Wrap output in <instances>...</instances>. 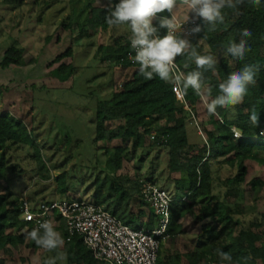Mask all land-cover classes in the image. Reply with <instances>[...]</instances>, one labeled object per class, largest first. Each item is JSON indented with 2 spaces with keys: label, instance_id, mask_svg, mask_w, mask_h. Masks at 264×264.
Here are the masks:
<instances>
[{
  "label": "trees",
  "instance_id": "1",
  "mask_svg": "<svg viewBox=\"0 0 264 264\" xmlns=\"http://www.w3.org/2000/svg\"><path fill=\"white\" fill-rule=\"evenodd\" d=\"M71 2L72 16L83 17L86 12L85 17L80 18L77 23L76 30L82 31L86 24L95 28L101 26L105 30L112 26L105 18L108 2L93 6L90 10L88 6L94 0ZM118 2L119 0H112V4ZM223 15L224 22L217 23L214 28L205 26L202 20L200 22L204 31L215 42L213 51L202 53L201 46L193 38L197 34L187 36L198 54L212 55L214 58L217 53L221 55L214 69L200 70L203 73L202 88L206 95H197L191 88L184 90L191 110L178 101L173 85L159 77L145 79L139 72V66L132 65L128 60V55L133 50L130 36L122 35L111 43L100 44V49L104 50V61L136 67L133 80L140 83V86L128 88V83L119 90L111 91L109 98L101 99L95 105L96 164L101 165L95 179V201L111 199L114 203L112 213L119 218L138 220L147 227H154L157 224V214L141 196L142 178L136 176L133 180L129 174H118V170L123 167V161L136 154L139 148L157 144L168 148V163L172 171L182 172L181 177L174 180L175 200L172 202L171 223L166 237L182 233L183 220L188 215L207 226L199 243L200 249L195 251L165 255L166 238L162 239L158 264H228L227 261H221L218 249L232 256L231 264H264V215L262 221L257 222L260 231L242 227L241 220L236 217L240 212L238 205L248 196L249 190V196L253 199L264 198V0H261L259 6L253 0H244L236 9H224ZM245 28L252 33L250 38H246L249 50L243 60H235L226 54V49L232 42H239L240 31ZM74 30L73 22H62L54 34L48 35L46 39L51 45L67 44L47 64L48 73L61 81L69 80L78 70L77 65L69 61L74 57V48L68 44V36ZM160 34H166V29H160ZM25 57L26 48L13 46L7 49L1 64L3 67L19 65ZM244 65L260 66L255 76V85L249 86L241 104L235 107H218L215 115H209L205 100L214 99L219 94V83L224 81L219 71L231 73ZM179 66L185 75L198 70L194 58L190 57ZM209 91L210 96L207 95ZM252 109L259 115L258 126L249 120ZM193 116L196 118V129L203 131L197 142L190 140L188 130ZM233 127L241 132L238 139ZM39 128L31 121L19 117L16 108L13 110L8 105L0 104V181L11 179L8 172L15 168L9 166L10 158L7 156L12 146L27 147L36 159V172L44 171L46 173L43 176H49L41 150V144H47L48 138L39 141ZM149 137L154 142L151 145H147ZM116 140L121 142L113 143ZM101 141L106 144H100ZM251 164L260 168L262 173L247 184ZM224 165L228 166L232 174L222 178L217 172ZM148 179L153 180L151 177ZM55 180L58 192L61 196L66 195L71 189L68 172L56 175ZM223 187H226V196L233 194L240 202L233 204L219 193L218 188ZM51 201L45 200L42 203ZM42 203H30V206L38 209ZM135 207L137 208L134 209ZM47 221L53 222L55 230L64 239L67 264H100L79 235L67 240L66 221L58 211ZM34 229L33 224L24 219L22 204L14 192L0 191V251L4 253L0 257V264H7L8 256L24 245L37 246L30 238L26 242L28 233Z\"/></svg>",
  "mask_w": 264,
  "mask_h": 264
},
{
  "label": "rangeland",
  "instance_id": "2",
  "mask_svg": "<svg viewBox=\"0 0 264 264\" xmlns=\"http://www.w3.org/2000/svg\"><path fill=\"white\" fill-rule=\"evenodd\" d=\"M105 2L109 3V0H94L88 8L90 10L91 7ZM72 6L71 0H0V104L8 105L13 110L16 108L19 117L40 127L38 132L40 142L48 138L47 144H41L43 159L49 170L47 177L43 176L46 173L44 171L36 172V159L27 147L12 146L8 151L9 166L15 168L8 172L11 179L0 181V191L6 193L13 191L21 204L25 199L29 204L72 198L97 202L94 197L95 179L97 169L101 165L96 164L98 158L95 149V105L99 100L109 98L111 91L119 90L128 83V88L140 86V83L133 80L136 67L104 61V50L100 49V44L111 43L113 39L122 35L131 37L128 26H109L105 30L101 26L95 28L86 24L82 31L76 30L77 23L80 22V18L85 17L86 12L83 17L72 16ZM175 14L177 18L185 20L196 17L181 0H177ZM62 22L66 24L73 22L75 25L74 33L68 36V44L74 48V57L69 61L75 63L78 70L67 81L50 75L47 67L52 56L66 48L67 44L51 45L46 40ZM193 38L196 39L197 45L201 46L202 53L213 51L216 47L214 40L204 30ZM13 46L26 48L27 57L19 65L3 67L1 64L3 57L7 49ZM220 56L219 53L215 56L217 62ZM31 57H34L33 60ZM187 60H189L187 54L176 59L179 64ZM219 73L223 80L230 74L229 71ZM195 123L196 118L193 116V122L188 130L190 140L197 142L200 141L203 131L200 128L196 129ZM120 142L116 140L113 143ZM152 143L154 142L151 137L147 138V145ZM100 144L105 145L106 142L101 141ZM168 160V148L153 144L139 148L136 154L125 159L118 174H129L133 180L136 176L151 177L160 187L174 195L176 187L174 180L181 177L182 172L172 171ZM254 165L249 166L247 184L262 173L260 168ZM64 171L68 172L71 189L66 195L61 196L57 190L55 176ZM217 173L222 178L232 174L225 165L221 166ZM225 190L226 187L218 188V192L231 203L240 202L233 194L226 196ZM249 192L250 190L248 196L239 203L240 212L236 217L241 220L242 227L260 231L257 222L263 219L264 198L255 200L249 196ZM98 203L110 212L114 208L111 199ZM156 218L158 219V216ZM119 219L133 227L142 225L138 220ZM183 224L182 233L166 237L165 255L200 249L199 243L207 226L196 221L191 215L185 217ZM28 239L27 237L26 242ZM58 254H63L64 259H57L56 264H67L66 251L63 247L46 251L39 246L24 245L13 255L8 256L7 264H45L46 260L56 258ZM2 256L4 253L0 251V257Z\"/></svg>",
  "mask_w": 264,
  "mask_h": 264
},
{
  "label": "clouds",
  "instance_id": "3",
  "mask_svg": "<svg viewBox=\"0 0 264 264\" xmlns=\"http://www.w3.org/2000/svg\"><path fill=\"white\" fill-rule=\"evenodd\" d=\"M243 2L244 0H181L189 12L195 13L205 26L210 25L212 28L217 23L224 22V9H236ZM253 3L259 6L261 0H253ZM176 8L177 0H119L115 4L109 0L105 18L109 25H127L130 29V44L135 53L130 59L139 65V72L145 79L159 77L174 87L185 91L191 88L197 95L203 96L206 94L202 88L203 73L200 70L214 69L217 60L212 55L198 54L187 36L177 35L184 32V29L175 14ZM163 13L168 15H162ZM160 29H166V34L161 35ZM203 30L201 25L196 24L188 33L195 35ZM251 36L249 29H242L239 42H232L227 47L226 54L235 60H243L249 50L246 38ZM185 54L194 58L198 69L187 75L181 72L176 64L177 57ZM259 69V65H244L240 70L231 72L219 83V94L214 99L205 100L207 113L215 115L218 107H235L241 104L249 86L255 85V76ZM207 95L210 96V91ZM249 120L253 125H259V115L255 109L251 110ZM239 137L240 133H237V139ZM28 238L46 251H53L64 245V239L55 230L52 221H45L38 229L29 232ZM217 252L221 261L231 264L230 254L219 249ZM57 259H64L63 254L46 260L45 264H56Z\"/></svg>",
  "mask_w": 264,
  "mask_h": 264
},
{
  "label": "built area",
  "instance_id": "4",
  "mask_svg": "<svg viewBox=\"0 0 264 264\" xmlns=\"http://www.w3.org/2000/svg\"><path fill=\"white\" fill-rule=\"evenodd\" d=\"M178 19L184 29V32L177 34L180 36H193L188 30L196 24L201 25V19L198 17ZM134 55L132 50L128 60L132 65L139 66L130 59ZM176 64L179 66L177 61ZM173 90L178 101L191 110L184 90L174 86ZM233 131L235 137L237 133H240L241 137V132L236 127H233ZM141 185L143 200L152 206L158 216L154 227L143 224L133 227L124 223L100 203L80 198L42 203L38 209H33L25 199L22 203L24 219L38 229L42 223L53 217L55 211H58L66 221L67 240L79 235L100 264H158L160 242L167 236L168 226L171 223L172 202L175 197L148 178H142Z\"/></svg>",
  "mask_w": 264,
  "mask_h": 264
}]
</instances>
